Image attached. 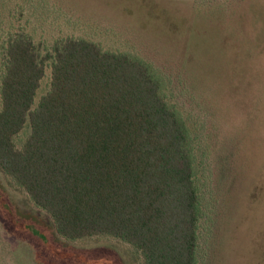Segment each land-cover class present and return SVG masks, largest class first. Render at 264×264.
Segmentation results:
<instances>
[{"label": "trees", "instance_id": "trees-1", "mask_svg": "<svg viewBox=\"0 0 264 264\" xmlns=\"http://www.w3.org/2000/svg\"><path fill=\"white\" fill-rule=\"evenodd\" d=\"M244 1L193 6L233 12ZM200 152L202 193L194 139L143 58L74 37L43 52L22 29L2 42L0 170L65 240L105 235L144 264H207L231 155Z\"/></svg>", "mask_w": 264, "mask_h": 264}, {"label": "rangeland", "instance_id": "rangeland-1", "mask_svg": "<svg viewBox=\"0 0 264 264\" xmlns=\"http://www.w3.org/2000/svg\"><path fill=\"white\" fill-rule=\"evenodd\" d=\"M193 1L0 0V46L22 29L43 52L74 37L146 60L194 139L201 193L207 160L200 150L224 161L231 155L218 180L222 209L207 264H264V0L221 13ZM48 85L49 71L37 98ZM0 264L144 262L110 236L65 240L0 170Z\"/></svg>", "mask_w": 264, "mask_h": 264}]
</instances>
